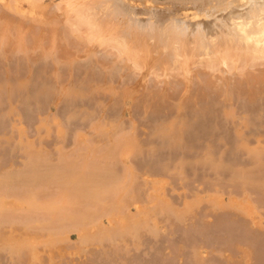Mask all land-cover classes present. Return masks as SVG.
Wrapping results in <instances>:
<instances>
[{"label":"bare ground","instance_id":"1","mask_svg":"<svg viewBox=\"0 0 264 264\" xmlns=\"http://www.w3.org/2000/svg\"><path fill=\"white\" fill-rule=\"evenodd\" d=\"M0 1L2 2V4L4 5L5 8L13 10V11L21 14L22 16L29 18L35 24H38V23L49 24V25L57 28L56 25H58L61 22V19L60 20L58 19L59 14H57L56 12L46 11L43 4L40 2V0H0ZM119 1L120 0H64L63 3L64 2L65 3L62 6H61V4H57V8L59 10H65L66 19H67L68 24H69L70 32L75 37H78L79 39H82L84 42H87L90 44L95 43L99 47H110L111 49L114 48V50L117 51V53L119 54L121 59L124 58V59L131 61V63H133L136 66L135 68H138V70L141 67H143V68L146 67V69L148 70L147 71L148 73H153V72L159 71L162 75L165 76L166 79H169L172 75H177L179 77V80L175 82V83H177L176 85H174L175 83L171 84V83H169L170 81L169 82L166 81V85L164 87L160 88L159 91L148 90L146 92H143V95L141 96V98L138 97L139 95L137 94L136 87H124L122 89L113 91L112 97H110V99L108 101H106V102L105 101H103V102L99 101V97H97L99 104L95 100L92 103L95 102L94 104L97 103L100 106L102 105V107H104L105 110L108 109V108L107 109L105 108L107 106L108 107L110 106L109 108L118 107L119 110L123 107V108H126V110L129 109L130 112L132 111V109H134L135 107L138 106V107H141L142 109H145L148 112V113L146 112L143 114H145V115L151 114L152 115L151 118L154 117V115H155L154 112H158V111L159 112H162V111L167 112V110H169V113L171 112L172 115L169 114L170 117L166 118L165 120L156 121L157 117L156 118L154 117L151 119L150 116H145L144 118H147V117L150 118L149 119L150 123L148 122V119H147L148 124L145 121L146 124L144 122L141 125H139V123H141L140 121L136 122L132 119L130 121L132 123L128 124V125H131V126H129V128L126 127L127 125H124V127L127 128V130L129 129L130 131L129 132L126 131L128 134L123 133V136H124L123 140L126 141V143L124 141L123 142L125 144H127L128 142L131 141L132 143L130 142V143H128V145L129 144L131 145L134 143L136 145L135 147L137 148L136 149L137 151L135 150L136 151L135 155H137V156H140L139 154H142L141 155V157H142L143 155H146V153L144 154V152L152 151L153 149L156 150V148L158 149V147L161 149L160 151H162V149H164L165 151H166V149L167 150L179 149V151L181 150L184 152L185 151L190 152V150L193 151V149L195 147H198L200 145L198 147V149L200 150V148H202L203 150L201 151V153H199V150L196 148L195 150L196 151L198 150V153L200 154V156H196L197 153H195L196 155H194L193 158L185 157V156L183 157L184 153L178 152V153L182 154V155H179V157L182 156V158L180 157V159H178L176 156L173 157L175 155L174 153H173L174 155L172 154L173 156L170 155L173 152L171 150V153L170 154L168 153L167 159L166 158H165V160L163 158H162L163 160L158 159L161 161V162L159 161V163H162V161L165 162V163H162L163 166L164 165L166 166L167 170L165 169V172H163L162 174L158 173L160 175H158V174L151 175V172H153V171H151L150 168L147 167V165L146 166L144 165L142 169L144 170L146 168L145 170L146 171L148 170L150 174L147 173L148 175L146 174L144 176H142V175L139 176L138 174H135L136 173L135 170H137L138 168L133 169L132 166L130 168H128V166H130V159L129 158L130 157L132 158L133 155L129 151H127L128 150L126 148L127 145L122 144V137H123L122 131L124 128L123 127L124 122L122 123V121H124V120L122 119L123 115L122 116L120 115L121 111L119 113V115L121 117L115 118V116H119V115L114 114L115 115L114 118L112 116L107 118V119L104 117L105 120H104V118H102L103 114H104L102 111L104 109L101 111V113H100V111H98L101 114L100 116H102L101 118H100V116L98 118L102 119L103 121L102 122L97 121V123H95V121H96L95 120L93 122L95 124L93 125V127L91 126V129L94 131L92 135H94V138L97 137V138H95V139H97V143L99 141V139H98L99 135H100V137L101 136L106 137V141H105V139H103V138L101 139L99 137L100 142L104 140L103 142L108 143V144L106 143V146L104 143V147H103V145H101L103 142H101V144H99L101 146V150L103 148L102 151H104V149L107 148V145H109V142H111L112 145L110 144L109 145L110 148H108L107 150L110 149L112 159L115 160V162L112 159H111L112 160L111 161L108 158V154L110 155V151H107L105 149L106 151H104L103 153L108 152V154L105 153L108 160H110L111 162H114L115 164H116V161L120 162V163H122V162L124 163V166H121V167H125V168H122V169H124V171L122 170L124 173H122V171H121V173H122L121 176L118 175L120 177V180L116 179V178H118V176H116L117 173L115 174L116 171L113 170L114 168H112V167H114L113 165H110L111 166L110 168H112V169L109 168V170H111V171L108 170L109 166H107V171L111 172V175L114 173L112 175V178H111L110 173H108L105 170L106 167L104 169H100L101 165L99 163L101 162L102 158L100 159L99 157H103L105 155V154L103 155L102 152H99L101 155H103V156H101L97 152V149H98V151L100 150L99 149L100 146H99V148H95V149L92 147V150L94 149L95 151L93 150L91 153H93V152L94 153L92 155L88 154L89 157L92 159L93 158L96 159L97 156H99L97 159L100 160V161H98V164L100 166L99 165H98V167L95 166V167L99 168L98 174L95 172L94 175H93V173H94L93 170L91 171V168H89L92 166L91 163H88V164H90V166H89L87 163H85L84 159H82V161H84L83 162L84 165H86L90 169V171L88 172L89 169H86L87 167L82 165L83 163L81 164L82 166L80 165V163L82 162V161H80L81 157L78 160L77 154H76V156H74L75 153L74 154L72 153L73 154V156H72L71 151H73V150H71V151H69L70 155L72 157H75L74 159L76 160V162H78V161H80V162L78 164H76V162L75 163L73 162L74 161L73 158H72L73 161H70L71 158L68 157V155H66L65 157L68 158L67 159L68 162L69 161L71 163L73 162L72 164L69 162L70 165L67 166L66 163L68 164V162H66L67 161L66 158H65L66 161L63 162V165L66 167H63L62 165H58V167H57V165L54 164L56 166L55 167L56 169L59 168V166L64 168V169H62L60 167L62 169L63 173H61V171L59 172V169H60L59 168L58 171L55 170L59 174L53 175L54 177H50L52 175L49 176L48 174L45 175V177H44L45 180L43 181V183L41 182L43 185H44V182H47V183H45V185L50 186L51 182H53L52 186L54 184H56L57 186L55 185V186H53L52 189H50V190H52L51 191L52 197H50V194L48 193V195H49L48 199L49 200L47 202H43L41 204H38L37 208L39 206V211L41 208H43V210H41V211H44V209L49 208L47 206L48 202H49L50 206L55 204L56 206L58 205L57 208H60V210L63 208L62 209L63 211L65 209L68 210V207L73 208L74 211L72 209H70V210H68L69 213L67 212V210L64 211V212L68 213V214L65 213V215L63 214L64 218H62V215H60L61 218H58L60 216H56L55 219L57 220V218H58L61 221H63V223H66V222H64V219H65V221L69 220L71 222L72 220H70V219L74 218V221H72V223H74V226H75V223H76L75 220L78 221V220L84 218V216H85V218H88V220L84 219L85 221H87L86 224H84L85 223L84 220H80L81 225H79V227L80 226L84 227V226H82L83 224L86 227L88 222L93 223L94 222L93 220H95V219L100 221L99 218H102L101 217V215H102V216L106 217L107 223L110 224L109 226L113 227L115 224H117V226H118V224H120L118 227L121 226V227H124L123 229L126 228L125 229L126 232L123 231L121 235H118L121 233L122 229L120 227L118 230L117 229L118 227L117 228L114 227L117 229L115 236L118 235L119 242H118V240L116 243L113 242L114 245L112 246V248L110 245V248H108V250L109 249L110 250L108 251L106 249V251H107L106 252L105 249H103L102 247L105 246L104 243H106V241L107 242L109 241L110 237L107 240L105 238H107V236L110 233L106 232L107 233V235H106V233H104V232L108 228L109 229H111V228L107 227L105 229L104 227H102V230L98 229L99 231H97V232L102 231V233H104L102 235V238H101V233H100V238L102 240L103 239L104 240L98 241L100 239H98V240H96V239L99 236H97V237L95 236L96 235L95 233H97V232H95V231L93 232L94 226L98 225L97 224L98 221L96 222V220H95L94 223H96V225L93 226V224H92V227L90 226L91 228H89V225H91V224H88L87 228L84 227L81 229V227H80L78 232L80 233L79 235H81V236H79L80 242L77 243V244H79L78 247L75 246L73 248V245H72V248L71 247H69V248L65 247L66 249L65 248L64 249L58 248L54 243V242H57L56 240H54L56 238L52 239L50 236L49 237H41V235L45 236L44 233H40L41 231H39V233L41 235L38 233L35 234V232L33 234H31L28 231H26V229H21V227L19 229V227L17 228L16 226L13 227L11 225L12 227L11 226L10 227H8V226L2 227V228H4L2 230L4 231L5 236L1 232L3 237H2V235L0 237H2V240H5L3 242H5L7 244V246H6L4 243L3 245L6 247H2V248L6 249L8 247L7 250L8 249L11 250V259H10L11 263H12L13 259L15 261L17 259L16 257H14L12 259V256H13L12 254H14L15 256L20 254L17 257L22 258L23 256L26 255L24 258L26 259L25 262L28 261V264H62L64 261L67 262L68 264H86V262H87L86 259L89 260V258L87 256L89 254V256H91V258L93 260L92 262H94L95 259H97L98 261L101 260V261H99V264H117V263L118 264H120V263H122V264H182L183 261H184L183 263H185L187 261L185 263V264H187L189 260L185 261V259L187 258L186 255L189 253H187L186 250L189 249L190 251H188V252H191L192 249L194 248L195 252L192 251V253H193V255L195 253V255L193 257L194 259L191 260V258H190V260L192 261L191 264H229V262L219 261V259H216L213 256L208 255L209 253H211L213 251L214 246H216L217 243L220 242L221 245L223 246V250L225 252H227V251L230 252L231 250L237 251V250H243L244 249L245 255L247 257V261L245 262V264H264V251L261 254V251L264 250V245L262 244L263 249L261 247L262 246L261 244H260L261 248L258 247L259 246L258 244L261 241V240L259 241L258 239H260V237L264 236V231L259 230L257 228H254L252 226V224H256V222H257L256 221V215L258 213L256 208L254 207V205L252 203V200H253L252 198L255 197L252 194L255 195V193L251 194L250 192H248V193L245 192V191H247L246 189H252L255 186L254 183L256 184V181L258 180V178H259V180L262 178L261 177L262 175H259V174H262V172H263V175H264V169H262L264 167L259 168V169L263 170L261 173L255 172L254 169H251L254 172V173H251V170H249V168L247 167L246 164H245L246 165V168H245V165H244L245 162L244 161L240 162L238 160V162L241 165L243 164L244 166L243 165L239 166L238 165L239 163H236L237 165L235 164V167L229 166L230 163H228V161H227L229 159V158H227L228 157L227 153L231 151V149H230L231 147L234 148L235 152L239 150V151H241V153H244V152H246V153L247 152L248 153L254 152L255 153V152H263L264 151V136L260 133L261 129L258 132V130L256 129L257 127L255 126L257 124L261 125V126L264 125V122H263L264 111L262 110V108H264V105L261 104L263 107L259 105L261 107L260 110H255L256 108L255 109L253 108L254 109L253 110L252 107H254V106L251 105V104H256L258 101H260L262 103L264 102V0H197V1L195 0L194 3H189L192 1H188V3L190 5L186 1V4H188V5L185 4L187 6L186 9H184V7H183L184 10L181 8V5H183L184 3L179 4L180 6L177 5V7H176V9H178V6H179L182 9L181 11L182 12L184 11L183 13H180L181 15L179 14L180 9H178L179 11L177 10L178 14L177 13L175 14V12H173V11H175V9H173V10H172V8L170 9V6L169 7H166V6L162 7V6H158L157 3H156V5H154L153 2H155L156 0H154L153 2L151 0H148L147 4H146V2L145 3L142 2L143 0L140 3L138 1L140 6L135 5L136 3L132 4L133 1H131V3L128 4L130 2L129 0H127V1L125 0L126 3L125 2L122 3ZM158 1H160V0H158ZM176 1L177 0H175V2ZM163 2H165V0ZM163 2H162V4H164ZM166 2H167V0H166ZM170 2H172V1H170ZM178 2L180 3V0ZM169 4H171V3H169ZM174 6H175V3H174ZM189 7H190V11L188 10ZM216 11H217V13H216ZM53 13H55V14H53ZM140 14L143 16H140ZM32 27L35 28L33 30H36V28L40 29V27H37V26H32ZM1 28L2 27L0 25V43H1L0 52L1 53L4 52V54L5 53L10 54V52H8V51L10 49H13V48L22 49V50L28 49L30 38L28 36H26L25 32L23 33L22 31H18L17 35L15 37H10ZM19 29H21L20 26H19ZM67 31L69 32L68 29H67ZM31 33H34V32H29L28 34H31ZM37 34H38V32H35L34 35H37ZM36 37H38L39 39H37V41H35V40L32 41L33 42L31 45L32 47H34V46L38 47V45H41L42 34L39 33ZM56 46H57L56 39L51 38V44H50L49 51L55 50L57 48ZM1 50H3V51H1ZM4 54L0 55V56H2L1 57L2 59L6 60L5 58H7V54H5V55ZM64 62H66V66L69 65L68 68L70 66L73 68L75 67V62L72 59H68ZM24 65H26V63ZM28 66H29V64L26 66H23V67H28ZM91 66H92V68H91ZM91 66H89V67L93 70L94 66L93 65H91ZM71 67H70V69H68L66 67L67 71L66 72L64 71L65 74L69 70L72 71ZM97 67L98 66L94 67V73H96L95 68H97ZM31 68H32V66L30 67V70L28 68H26L29 70V72H27L28 75L25 76L26 78L25 77H23V78L19 77V75L17 74L18 77L16 78V81H14L15 80L14 74H16V72H15L16 70L13 69L15 71H12V69L9 70V67H7L8 70L6 71V74L0 73V75L2 74L1 77L4 76L3 78H1L2 81L0 79V83H1L0 92L1 93L3 92L4 94L5 93L10 94L11 93L10 97H12V93L14 94V91H17V90L19 91V89L20 90L21 89L27 90L26 89L27 87H32L29 85L31 84V81L34 79V77L38 76V74H35V76L32 77V75H34L32 71L35 69H32V71H31ZM40 68H42V67H40ZM90 68H89V70H90ZM5 69L6 68H4V70ZM37 69L39 71V68H37ZM43 70H45V69H43ZM85 70H84L83 74L86 73V75L80 74L81 77L73 76L74 78L77 77L75 79H79L78 81L74 79L75 81L73 83L70 82V80L72 79V73H74L75 70H73L72 73H71V71H70V73L68 72V74H69L68 75L69 76L68 81L64 80L67 83L64 82V85H63L61 83H63L62 77L64 75L62 74V72L58 73L57 72L58 69H57L56 74H59V75H56L54 71L52 72L55 74L57 81L55 78H52L50 80V83L54 79H55L54 82L55 81L58 82L59 80H62V81L58 82L62 85L61 87H59L60 85L58 83L57 84L59 86L57 84H56V86L55 85L53 86V84L56 83L55 82L52 85L50 84L52 86V88H51L49 85V80H46V81H48L47 84H45L46 82L43 83L44 81L43 82L41 81V82H39L41 84L40 85L37 84L36 86H38V87L41 86L39 88L41 89V91H44V94H43L44 96H47V95L49 96V94H51V93H49L51 91V89H52L51 92H53L54 94L57 93L56 96H53V95L51 96V100H52V98L54 100V97H55V100H54L55 102L53 100L52 101L56 105H57V103H59L57 101L61 102L62 99L68 100L69 98L70 99L72 98V102H73V99H74V101L77 100L75 98L79 99L81 97H83V98H86L89 96L92 97L95 94H98V95H99V93L101 94V92H103V91H110L111 92L114 89V86H112L113 83L111 80L112 79L111 76L113 77V75L109 76V78H108V75L105 76L106 75V73H105V75H103L101 77L99 74L103 73V71L99 68L98 69L100 71V72L98 71L99 74H95V75L98 77L100 76L101 78H99L100 80L97 81V79L95 80V78H97V77H95L93 75L94 73L91 74V70L89 71V70H87V68ZM76 71L78 72V70H76ZM1 72H2V70H1ZM23 72H24V70H23ZM12 73H13V75H12ZM44 73H46V72L44 71ZM52 73H50V75H49L50 78H51ZM79 73L80 72H78V75H79ZM54 74H52V77L54 76ZM60 74H62L63 76ZM91 75H93L94 77L93 76L91 77ZM12 76L14 78L13 79L14 84L10 80V77H12ZM83 76H84V78H83ZM48 78L49 77H47V79ZM82 78H83V80H82ZM44 79H46V78H44ZM64 79H67V77H64ZM113 79H114V77H113ZM37 80H39V79H37ZM37 80H33V81H37ZM71 81H73V79ZM78 82H80V84ZM34 83H32L31 85H33ZM35 84H34V88L36 87ZM45 85H49V86H45ZM54 87H57L58 89H55ZM14 88H15V90H14ZM16 88H17V90H16ZM39 88L35 89V92L37 90L38 94H39V92H41L39 90ZM53 88L55 90H57V92H55L53 90ZM23 90H21V91H23ZM48 90H50V91H48ZM21 91H19V92H21ZM19 92H15V94L19 93ZM45 92H47L49 94H45ZM6 95H4V96H6ZM0 96L4 97L2 95H0ZM38 96H41L42 98H44L41 93ZM7 97H9V95H7ZM25 97H26V95H25ZM6 98L4 100H6ZM33 98H35V97H33ZM0 100H2V99H0ZM7 100H8V98H7ZM41 100H45V98L41 99ZM91 100H93V99H91ZM100 100H102V99L100 98ZM8 101H11V100L9 99ZM82 101H84V99ZM88 101H86V102H88ZM241 101H245L247 103L249 102V105H251L252 107L251 106H248V107H251L250 109H252V110L249 109V111H248V109H247L248 107L243 109L245 104H244V106L241 104L243 106V107L240 106L242 108L241 111H239L240 110L239 107H237L239 110L236 109L237 104L234 107L235 102L239 103ZM86 102H85V104H86ZM71 104H73V103H71ZM85 104H83V105H85ZM258 104H259V102H258ZM68 105H70V103ZM76 105H77V101H76ZM98 105H97V107L99 108ZM239 105H240V103H239ZM82 106H81V108L84 109V107H86L87 104L84 107H82ZM92 106H93V104H92ZM87 107H89V105ZM94 107L95 106H93L92 108H94ZM102 107H101V109H102ZM13 108L14 107H12L9 110L10 111L9 115H11L12 113L14 114V111L18 112L17 114H19V111L13 110ZM67 108H66V110H67ZM81 108L79 107V110L77 112H79ZM89 109H90V107H89ZM142 109H139V110L143 111ZM71 110L74 111L73 109H71ZM71 110L69 108V111H71ZM119 110H118V112H119ZM243 110H245V111H243ZM108 111H110V109ZM113 111H115V108ZM134 111H136V110L134 109ZM141 111H139V112H141ZM149 111H151V112L149 113ZM65 112L67 113V111H65ZM82 112H85V111H82ZM92 112H93V109H92ZM130 112H129V114H130ZM163 112H162V114L160 113V114H158V115L156 114V115L160 117V115H164ZM88 113H90V115H91L90 111ZM67 114L69 115V112ZM76 114L77 113L75 111V115ZM95 114H98V113H95ZM123 114H125V113H123ZM165 114H167V113H165ZM90 115H89V117H90ZM73 116L74 115L72 114V117ZM87 116H88V114H87ZM141 116L143 118L144 115H141ZM164 116H166V115H164ZM164 116H161V117L164 119ZM82 117L83 116H81V118ZM111 118H113V119H111ZM123 118H125V117H123ZM42 119H44V118H42ZM42 119L39 121V122H41L39 124V126L41 125L42 127L45 128L47 125H49L48 123H46V122H48V120L46 121V119L45 120H42ZM73 119H74V117H73ZM84 119L86 120L87 117H84ZM84 119H83V121H84ZM154 119L156 122L153 121ZM58 120L55 119L53 124L56 126L54 128H56L58 134L61 135L67 130V127L64 130L65 127L63 128L61 126L62 124H60L61 121L60 120L58 121ZM257 120H260V121L255 123V121H257ZM142 121H143V119H142ZM69 122H70V120H69ZM261 122H263V123H261ZM151 123H154V124H151ZM14 124L16 127L13 126V128H16V131H18L17 139H19L20 134L22 132L23 133H25V132H24V129L20 125L17 126L18 123H14ZM68 124H70V123H68ZM40 127H38V128H40ZM260 127L258 126V128H260ZM47 129H49V132H50V130H51L50 126L46 127V129H44V130H47ZM124 130H126V129H124ZM141 131H142V133H140ZM123 132H125V131H123ZM23 133L21 134V138L19 139V141L15 140L17 143L19 142L18 145L20 144L21 148L25 144V142H24L25 140H23L24 138H22V137H25V135L23 136ZM94 133H96L97 135L99 134V135L95 136ZM78 134L79 135H78V137L76 136L77 140L75 142H77L78 138H80V139H82V141H81L82 143L84 141L87 143H90V142L86 141V140H89V137L86 136L85 133H78ZM231 134L235 135L236 138L235 137H234L235 139L233 137L231 138V136H233ZM90 135H91V133H90ZM126 135L128 137L130 136L129 139L127 138L129 141L126 140V137H127ZM11 136H13V134ZM11 136H9V137H11ZM107 136H109V137H107ZM14 138H15V136H14ZM201 138H204V139L202 140ZM13 139L10 140V142L13 141ZM7 140H9V139H7ZM114 140H115V142H113ZM92 141H91L90 145L94 146ZM16 142H14V143H16ZM28 142L29 141H27L26 143H28ZM112 142L114 143V146H113ZM194 142L196 144L197 143L198 144L195 145ZM17 143L15 146H18ZM77 143L80 145V142H77ZM84 143H83V145L85 146ZM94 143L96 144L95 141H94ZM152 143H154L155 145L150 146ZM30 144L31 143L29 142V145ZM75 145H77V144H74V146ZM194 145H195V147H194ZM12 146H14V145H12ZM31 146L29 148L30 150H31ZM82 146L80 148H82ZM96 146H97V144H96ZM111 146H113L114 149ZM219 146L220 147L224 146V148H226V149H224L223 153H222V151H221V153H220V151H217ZM19 147H18V149H19ZM28 147L29 146L24 147L26 151H27ZM75 147H78V146H75ZM151 147L153 149H151ZM24 148H23V150H24ZM33 148L34 147H32V150H34ZM40 149L42 150V148H40ZM82 149H84V148H82ZM14 150H15V148H14ZM32 150H31V152H34V154L31 153L32 156L35 155L37 152H38V154H40L39 151H37L38 149L36 150L37 152L32 151ZM87 150H89V149H87ZM112 150H114V151L112 152ZM155 150H153V152H155ZM47 151L48 150L45 149V152H47ZM83 151L86 152L85 150H83ZM177 151L174 150V152H176V153H177ZM215 151L219 152L220 155L217 154ZM69 152H66V153H69ZM74 152H75V150H74ZM169 152H170V150H169ZM49 153L50 152H48V154ZM86 153H85V155H86ZM186 153H188V152H185V154ZM231 153H228V154L229 155L235 154V153L233 154V151ZM45 154H47V153H45ZM95 154H97V156L92 157ZM150 154H152V152L149 153V156H150ZM157 154H159V153H157ZM166 154H164L165 155L164 157H166ZM201 154H203V155H201ZM215 154H217V156ZM237 154H238V152H236V155ZM130 155H132V156H130ZM135 155L133 158H137ZM169 155L172 156L173 158H175V160L177 158L178 161L177 160L175 161L174 159L172 161L171 160L172 158H169L170 157ZM226 155H227V157H226L227 160H225ZM242 155H244V154H242ZM259 155H258L259 158L256 157V159L258 158L257 160H260L259 162L261 163L262 160H264V158L262 159V157H264V156L261 157ZM87 156H85V157H87ZM106 156H104L103 159ZM111 156H110V158H111ZM153 156H156V155H153ZM157 156H156V158H157ZM42 157H46V156L44 155ZM42 157H41V160H42ZM141 157L140 158L138 157L137 160L141 159ZM148 157H147V159H149V158L151 159V156L149 158ZM251 157H252V155H251ZM46 158L44 160H46ZM60 158H62V157L60 156ZM156 158H154L155 160L153 159V161H156ZM47 160H48V158H47ZM151 160H150V162H151ZM166 160H168L170 162L172 161L173 164H171L169 162L167 165L168 161H166ZM38 161H40L39 157H38ZM49 161H51L50 158H49ZM95 161H97V160H95ZM148 161H146V164H148L147 163ZM225 161L228 164L225 163ZM233 161H234V157L231 161L234 164ZM86 162H87V158H86ZM89 162H93V160L89 161ZM103 162H104V160H103ZM103 162H101V163H103ZM105 162H107V160H105ZM128 162H129V164H128ZM45 163H46V161H45ZM95 163H97V162H95ZM139 163H141V162L139 161ZM154 163L156 164V162H152V164H154ZM174 163H177V164H174ZM118 164H116V165L118 166ZM169 164L172 167H174V169ZM42 165H44V164H42ZM93 165H94V163H93ZM106 165H109V164L107 163ZM35 166H36V164H35ZM104 166H105V164H104ZM157 166H158V163H157ZM163 166H161L162 168H160V170L161 169L164 170L165 166L164 167ZM197 166H202V167L208 166V169L210 168V171L212 170L211 171L212 174H210L209 170L205 168V171L208 170L207 174H210L211 176L214 174L215 175L217 174L216 176H219L223 179H226L224 175L227 171H228L227 173H229V172L233 173L232 175H233V177L234 176L236 177V181H235V178H233L232 175L229 173L230 177H232L235 181V182H232L233 179H230V180H232L231 183H233V184L238 183L237 186L240 184V187H242L244 185L246 187L245 188L243 186V188L245 189V191L243 190L245 192V194H242V193L240 194L238 192L239 195L243 196V197L241 196L242 198L241 197L239 198L238 197L239 195L236 196V194H235L237 192L231 190V192L232 191L234 192V193L232 192V195L234 194V196L231 195L232 197H229L230 200L228 199L229 202H227V204H226V202L224 203L223 202L224 200H222V194H225V193H222L223 192V190L221 189L223 187L222 184H221L222 187L220 186L221 187L220 190L219 189H216V190L213 189L214 191L213 190L209 191V189H207V193L205 195H201L200 192L196 191V192L192 193V195H190V197H189V195L188 194L186 195V193H185V196H183V201H182V206H181L183 208V210L180 211V208H178L180 212L177 210L178 212L175 213L176 216L171 218L170 216L173 215L174 213L170 212L171 210H169V207L173 203L168 204L170 201L169 202L163 201L161 203L160 202L156 203L157 200H155V199L160 198V196L168 193V191L170 189H173V185L171 184L172 182L170 181L172 179V177L175 176L177 178L179 177L178 179H181L182 177H180V176H183V177L185 176L184 174L186 173L185 170L187 167H189V168H187L188 171L189 170L192 171V169H190V168H196ZM49 167H50V164H49L48 168ZM52 167H53V164H52ZM82 167H84V168H82ZM169 167H171V168H169ZM239 167H241V169L238 170ZM39 168L37 167V169H39ZM42 168L44 170H46V172L49 169H52L49 171L51 173L54 169L51 167L48 169L47 166H46V169L43 166H42ZM42 168H40V170ZM147 168H149V169H147ZM115 169L117 170L118 168H115ZM126 169H127V171H126ZM142 169H141V171H142ZM154 169H152V170H154ZM168 169H170L171 171L173 169L174 172H171V171L167 172ZM243 169L247 170L246 173H244L245 170H243ZM35 170H34V172H35ZM138 170H140V169H138ZM202 170L204 171V168H202ZM36 171L38 172L39 170H36ZM99 171H101V172H99ZM31 172H33V171H31ZM46 172L44 171V173H46ZM90 172H92V173H90ZM105 172L108 173V175L102 174ZM117 172L119 173V171H117ZM143 172L142 173L140 172V174H143ZM183 172H185V173H183ZM213 172H214V174H213ZM241 172H242V176L236 175V173L241 174ZM248 172L251 173V176H249L250 173L248 174ZM155 173L153 172V174H155ZM164 173H167V175H165ZM169 173H170V175H172L171 179H170ZM10 174L8 176L5 172L4 175L5 176L7 175L6 178L7 177L12 178ZM134 174H135V176L138 175L140 178L142 176L141 181L138 180V182L135 183L134 181L136 179H139V178H136L137 176L135 177ZM190 174H192V172ZM207 174H205V175H207ZM243 174L246 176H244ZM254 174H255V176H254ZM257 174L261 178L259 176H257ZM40 175L42 176V173H40ZM40 175H38V176L33 175V177L35 178L37 176L36 180H38V177H40ZM47 175L50 178H47V181H46ZM56 175L57 176L59 175V176L57 177ZM109 175L111 178L110 181H112L114 183H112L108 180L107 176L109 177ZM205 175L202 174L201 177L205 176ZM114 176H115V179H114ZM253 176L254 177L257 176L258 178L256 177V179H255V178H253ZM4 177H2V178L6 180V178H4ZM104 177H106V180ZM10 178H9V180H6V181H11ZM40 178H42L41 180H43V176ZM51 178H52V180H51ZM53 178H55V179H53ZM133 178H134V180H133ZM221 178H219V180ZM3 179H2V181H4ZM48 179H49V181H48ZM223 179L220 181H223ZM36 180L34 181L35 183L37 182ZM107 180H108V182H105ZM184 180L187 181L188 179L185 178ZM216 180H215V182L218 181V180L217 181ZM226 180L228 181L229 179H226ZM117 181L119 183L123 182L129 188L122 185V183L120 184V186L125 187L126 189H121L119 184L116 185V186H119L117 188L115 186ZM13 182L16 185L15 182L18 183L19 180L17 181L13 178L11 183L13 184ZM258 182H257L259 184L258 187L259 186L261 187L262 185H264V183H261V182H264V179H263V181L261 180ZM109 183H111V185ZM208 183H209V180H208ZM218 183H219V181H218ZM1 184L2 185H0V188H1V186H3L2 188H4L5 185H3V184H5V182H3ZM38 184H37V186L40 185V184L39 185ZM210 184H212V183H210ZM246 184L249 186L250 185H252V186L254 185V186L253 187L248 186V188H247ZM7 185H10V182H8L6 184V186L3 190L8 191V189H6ZM34 185L35 184H33V188H34ZM45 185H44V187H45ZM105 185H107V188H106L107 190L104 189L106 187ZM112 185L115 186V188H116L115 192H114L115 188ZM182 185H184V184H182ZM110 186H112V187H110ZM51 187H49V188H51ZM54 187H57V189ZM108 187H110V188H108ZM204 187L202 186V188H204ZM8 188H9V186H8ZM35 188H37V187H35ZM111 188H113L112 192H114L113 194H115V195H113L112 196L113 198H112L111 194H109L110 198H111L110 199L107 191H108V189H111ZM224 188L225 187H223V189ZM235 188H236V185H235ZM54 189H55V191H54ZM204 189H203V191H205ZM237 189L240 190L241 188H237ZM256 190H258L257 187H256ZM259 190H260V188H259ZM261 190L263 191V189H261ZM0 191H1V189H0ZM104 191H106V193ZM149 191H152V193L150 192L151 195L149 194L150 196L147 198L145 195ZM241 191L242 190H240V192ZM2 192H4V191H1L0 193H2ZM6 192H4L0 195V207H1L0 213L3 211H6V209L3 208L5 206L8 210L7 206L11 203L13 204L12 206L19 207V208L16 207L17 209H19V210L22 209L20 206H21V203H23V201L20 202L21 200H20L19 195H16L19 198L14 197L15 195L11 197L9 193H7V195H6L5 194ZM251 192H253V191H251ZM249 194L253 197L248 196ZM259 194H261V193H258V195ZM206 197L211 198V206H210L211 210L208 209V212H211V213L209 215H207V216H209L208 218H210L209 220H205V221L203 220L204 223L201 222V224L203 225L201 228V226L199 225L200 222L197 223L198 221H195V220L193 222V218L197 214L200 213L201 208H202V206H200L202 203L201 201L203 198H206ZM257 197H259V196H257ZM263 198H264V196H263ZM262 199H260V200H262ZM263 200L261 201L260 204H262ZM150 201L152 203L155 201L154 202L155 207L149 205V203H151ZM72 202H73V204H72ZM93 202L96 204L93 205L94 204ZM162 203H163V205L165 203H167L170 206L165 207V205H164V207H165V209H164V207L161 206ZM157 204H159L158 207H157ZM263 204H264V202H263ZM55 205L53 207H55ZM62 205H65V206L67 205V206L65 208L64 206L62 207ZM70 205L71 206L75 205L74 206L75 208L71 207ZM130 205H134L135 210L137 211V212H135L136 214L135 213L133 214V216H132V213L129 214L130 211H129L128 207H130ZM12 206L10 208H12ZM172 207H171L172 210H175L177 208V207L174 208L173 205H172ZM178 207H179V205H178ZM2 208L5 210H3ZM163 209H164V212H163ZM166 209L169 210L168 213H167V211L165 212ZM49 210L50 209H48L47 211H49ZM62 210L60 211L61 214L64 213V212H62ZM9 211L11 212L12 210H8V212ZM45 211H44V213L47 212V211L46 212ZM51 211H52V209L50 210V213H51ZM12 212L14 213L15 211H12ZM75 212H76V214H79V215L76 216ZM13 213H10V215L12 216ZM5 214H8V213H5ZM168 214H170V215L167 216ZM212 214L213 215L215 214L214 217ZM16 215H20V214L15 213L13 216L15 217ZM82 215H84V216L81 218ZM3 216L5 217V215H3ZM7 216H9V215H7ZM69 216H70V218H69ZM78 216L80 219H78ZM97 216H100V217L97 218ZM134 216H136V218ZM211 216H212V218H211ZM89 218L93 219L92 220L93 222ZM163 218H164V220H163ZM55 219H53V220H55ZM179 219H180V221L182 220L185 223V226H182L184 228L182 231L185 232L184 234H186L185 236L188 238L183 237L184 236L183 232H181V234H180V232L175 233L176 231L173 232V230H171V228H170V230L172 231V234H175V235L179 234L180 236L182 235L181 236L182 238H179L180 239L179 241H177V240L175 241V239H173L174 241H172V239H171L172 234L169 233L170 231L164 230L163 228H165V226H163V225H166V222L167 223L169 222V224L171 222V225H172V221H173L174 226L179 225V223H180V221L178 223ZM131 220H133V221H131ZM5 221H2L3 224L5 223ZM58 222H55V223H58ZM80 222L78 221L77 223L79 224ZM131 222H133V223L136 222L135 225L132 223L134 225V227L137 225L135 227V230H134L133 225H132L133 230L132 229L130 230L129 226H131V224H130ZM63 223H61V222L59 223V224H61L60 227H62ZM145 224H146V228H148V224H150L149 229H151L152 228L151 226H153L151 231H149L150 235H148V234L147 235H148V237L149 236L153 237L155 235L157 238L155 236L154 237H155V239H157L156 241L158 242V245L156 242L157 246L154 245L156 247L150 245L151 247L149 248V246H147L149 248L148 250H152L151 252L153 253V254H151L150 252H146L147 254L145 253V255H148V258L147 257L145 258L144 254L142 255V254H138V253H137L138 255H132V256L128 255L127 253H131V251H136L135 250L136 248H138V250H139V247L144 245L145 242H147V241L149 242L150 239H147L148 237H146V233L149 229L145 228ZM160 225H162V226H160ZM1 226H3V225L1 224ZM68 226H70L69 222H68ZM99 226H101V225H99ZM197 226L198 227L200 226V227L198 228ZM60 227L58 228V229H60L59 231H63L64 229L62 230V228H60ZM63 227L66 230L65 224L63 225ZM140 227H142V228H140ZM76 228H78V227H76ZM128 228H129V230H127ZM166 228H167V226H166ZM217 228H219V230H217ZM0 230H1V227H0ZM71 230L72 229H70V232H71ZM223 230H225V232ZM117 231L120 233H118ZM63 232L66 233L65 231H63ZM151 232L153 233L152 234L153 236L151 235ZM167 232L169 233V235ZM223 232L225 233V235ZM60 233H62V232H60ZM68 233H66V235ZM93 233L95 234L94 235L95 237L93 236ZM123 233H127V234L124 235ZM34 234L36 236L38 234L39 237H34L35 236ZM62 234L58 235L59 238H62L61 240L66 241V239H63ZM221 234H223V235H221ZM32 235H33V237H32ZM66 235H64V237ZM175 235H173V238ZM46 236H48V235H46ZM103 236H104V238H103ZM112 236H114V235H112ZM120 236H122L123 238L121 237V239H120ZM180 236H178V237H180ZM54 237H55V235H54ZM129 237L133 238L132 242H129V240H130ZM65 238H67V236ZM91 238H93V239H91ZM112 238H113V240L115 239L114 237H112ZM145 238L147 241L143 242L145 240ZM159 239H160L161 243L158 241ZM261 239H263V238H261ZM37 240H39V244L43 247L44 252L39 253L40 248L37 245L33 246L30 244L31 242L33 243ZM57 240L61 241L58 238H57ZM95 240L98 242H94ZM113 240H110V241H113ZM0 241H1V238H0ZM258 241H259V243H258ZM3 242H1V244ZM66 242H68V239ZM66 242H64V243L68 244ZM133 242L134 243L138 242V245H140V246H137V243H136V245L132 244ZM141 242H143V243L140 244ZM190 242H192L191 244H193L194 242H197L198 245H196V243H195L194 244L195 247H194V245H191ZM153 243L154 242L152 240V242L150 244H153ZM187 245H189V247ZM190 245H191V247L193 246V248H190ZM1 246H0V248H1ZM131 246H133V247H131ZM91 247L92 248H94V247L98 248V250H92V252H91L92 255H91V253H89L91 251L90 250ZM111 249H113V250H111ZM258 249H260L259 250L260 252L258 251ZM1 250H4V249H1ZM10 250H8V251L5 250V251L8 252V254H9ZM153 250H154V252H153ZM185 251H186V253H185ZM86 252H88L87 255H86ZM148 253H150V254H148ZM193 255L191 254V256H193ZM56 256H57L58 260H57V258H55ZM76 256H78L79 259L81 258L82 261H78V260L74 261L73 258H75ZM185 256H186V258H184ZM82 258H85V259H82ZM18 259H20V258H18ZM18 259H17V261H18ZM119 259L121 261H119ZM14 260H13V262H14ZM89 261H91V260H89ZM16 262H14V263L16 264ZM58 262H60V263H58ZM65 262H64V264H66ZM21 264H22V262H21Z\"/></svg>","mask_w":264,"mask_h":264},{"label":"rangeland","instance_id":"2","mask_svg":"<svg viewBox=\"0 0 264 264\" xmlns=\"http://www.w3.org/2000/svg\"><path fill=\"white\" fill-rule=\"evenodd\" d=\"M63 1L64 0H40V2L43 4V6H44V8H45V10L46 11H48V12H56L57 14H59V20L61 19V22L58 24V25H56V27L57 28H55V27H53V26H51V25H49V24H43V23H38V24H35L33 21H31L29 18H27V17H24V16H22L21 14H19V13H17V12H15V11H13V10H10V9H7V8H5L4 7V5L2 4V2L0 1V25H1V29L3 30V31H5V33L7 34V35H9L10 37H15L16 35H17V32L18 31H22L23 33L25 32L26 33V36H28L29 38V45H28V49H26V50H22V49H16V48H13V49H10L8 52H10V54L9 53H5V54H7V58H5L6 60H4V59H2L1 57L2 56H0V73H5L6 74V71L8 70L7 69V67H9V70L10 69H12V71H15L16 72V74H14V77H15V80L14 81H16V78L18 77L17 76V74L19 75V77H25V76H27L28 75V73L27 72H29V70H30V67L32 66V68H31V71H32V69H35V70H33L32 72H33V74L34 75H32V77H34L35 76V74H38V76H35L34 77V79L33 80H37V79H39V80H37V81H31V84L32 83H34L35 84V86L37 85V84H41V83H39V82H43V83H45V84H47L48 83V81H46V80H49V85L51 84H53V83H55L56 81H57V78L55 77V74H56V71H57V69H58V73H61L62 72V74L64 75H62V74H60V75H62L63 77V83H61V84H63L64 85V82H66V81H68V78H69V74H68V72L70 73V71L71 70H69L66 74H65V72L67 71V69H66V67L68 68V66H66V62H64V61H66V60H68V59H72V60H74V62H75V69L73 68V67H71V69H72V71L73 70H75L74 71V73H72V71H71V73H72V79H73V81H71L70 80V82H74L75 80H79V79H75V78H77V77H81V75H86V73L85 74H83V72H84V70L87 68V70H89V66H91V65H93L94 67H96V66H98L102 71H103V73H101V74H99V68L97 67V68H95V72L96 73H94V67H93V70L91 69L92 68V66H91V68H90V70H91V74L92 73H94L93 75L95 76V77H97V78H95V80L97 79V81H99L100 79L99 78H101L103 75H105V73H106V75L105 76H107L108 75V78H109V76H111V75H113V77H114V79H113V77L111 76V80H112V86H114V89L110 92V91H103V92H101V94L99 93V95L98 94H95L94 96H89V97H86V98H83V97H81V98H75V99H77L76 101H77V105H76V101H74V99H73V102H72V98L69 100L68 98V100H64V99H62L61 100V102L60 101H57V102H59V103H57V105L54 103L55 101V97H54V100H53V98H52V100L54 101H52L51 100V96L53 95V96H56L57 95V93L56 94H54L53 92H51L52 91V89H51V91L50 90H48V91H50L49 93H51V94H49V93H47V92H45V94H49V96L47 95V96H44L43 94H44V91H41V89L39 88V87H41V86H36L35 88H34V84L33 85H29V86H32V87H27L26 89L27 90H23V89H21V90H23V91H21L20 89H19V91H21V92H19L18 90H17V88H16V90L17 91H14L15 90V88H14V94L12 93V97H10V95H11V93L10 94H7V93H1L0 95H2V96H4V95H9V97H7V95L6 96H4V97H1L0 96V99H2V100H0V180L2 181V177H4L5 175V172H6V174L9 176V174L11 175V177L12 178H10V177H7L6 178V176L4 177V178H6V180H9V178L11 179V181H12V179L14 178L15 180H19V182L17 183V182H15L16 183V185L14 184V182H13V184L11 183V181H6L5 179H3L4 181H0L1 183H3V182H5V184H3V185H5L6 186V184L8 183V182H10V185H7V188L6 189H8V191L6 192L5 190H3L4 188H5V186H4V188H2L3 186H1V191H4V192H6L5 194L7 195V193H9L10 194V196L12 197V196H14V197H17V198H19L20 197V202H22L23 201V203H21V208L22 209H17V208H19V207H14V206H12L13 204L11 203V204H9L7 207H8V210H12V211H15L14 213L11 211H9L10 213H13L12 214V216L10 215V213L8 212V210H7V208H6V206L5 207H3V208H5L6 209V211H3V212H1L0 214V227H1V230H0V236L2 235V233L4 234V236H5V233H4V231L2 230V229H4V228H2V227H10L11 225L13 226V227H19V229H20V227H21V229H26V231H28L29 233H31V234H33L34 232H35V234L36 233H38V234H40V233H44L45 234V236L44 235H41V237H51L52 239L53 238H56V239H54V240H56L57 242H54L55 243V245L58 247V248H62V249H64L65 247L66 248H69V247H71L72 248V245H73V248L75 247V246H77L78 247V245L79 244H77V243H79L80 242V239H79V236H81V235H79L80 233L78 232L79 231V229H80V227H79V225H81V222H80V220H84V219H86V220H88V218H85V216L84 215H82L81 216V218L84 216V218H82V219H80L79 218V216H78V219H80V220H78L80 223L78 224L77 222V220H75L76 221V223H75V226L76 227H78V228H76L75 226H74V223H72V221H74V218H72V219H70V220H72L71 222L68 220H66L65 221V219H64V222H66V223H63V221H61L60 219H58V218H61V216L60 215H62V218H64L63 217V214L65 215V213H69V211L68 210H70V209H72L73 211H74V209L73 208H69L68 207V210L67 209H65L64 211H66L67 210V212H64L62 209V212H64V213H62L61 214V210H60V208H57L58 207V205L56 206L55 204V207H53L54 205H49V202H48V204H47V206L49 207V208H47V209H44V211L46 210H48V209H52V211H51V213H50V210L49 211H45L46 213H44V211H41V210H43V208H41L40 209V211H39V206H38V208H37V205L38 204H41V203H43V202H47L49 199V195H48V193L50 194V197H52V195H51V191L52 190H50V189H52L53 188V186H55L56 184H54L53 186H52V183L53 182H51V184H50V186H48V185H45V183H47V182H44V185H45V187H44V185L42 184L43 183V181L45 180V175L46 174H48L49 176L50 175H52V176H50V177H54L53 175H55V174H59L58 172H56V171H58V169L61 167V166H59V168H55L56 166L55 165H57V167H58V165H62L63 167H66V166H64L63 165V162L64 161H66L68 158L67 157H65L66 155H68V157H70L71 158V160L70 161H73L72 160V158L74 159L75 157H72L73 156V154H74V156H76V154L78 155L77 157V159L79 160L80 159V157H81V159H80V161H82V159H84V161H85V163H91V167H89V168H91V171L93 170V175L95 174V172L98 174V170H99V168H97L98 167V165L101 167L100 169H104L105 167V170L107 171V166H109L108 167V170H109V168L111 167L110 165H113L114 167H112V168H114L113 170H115L114 172H115V174H116V176H118V175H120L121 176V174L122 173H124L123 171H124V169H122V168H125V167H121V166H124V163L122 164V163H120V162H117L116 161V164H118V166L114 163L115 162V160H113L112 159V156H111V151H110V149L109 150H107L108 148H110L109 147V145L111 144V142H109V145H107V148H105L107 151H110V155L108 154V152H105L106 154H108V158L111 160H113L114 162H111L110 160H108V158H107V156H106V154L105 153H103L104 151H106L105 149H104V151H102L103 150V148H102V150H101V146L99 145V144H101V142H103V141H101L100 142V138L102 139H105V141H106V137H100V135L98 136L96 133H94L95 134V136H98V139H99V141H98V143H97V139H95V138H97V137H95L94 138V135H92L93 134V130L91 129V126L93 127V125L95 124V123H97V121L99 122H102L103 120L102 119H100L102 116H100L101 114V111L104 109V107H102V105L100 106V105H98L99 104V101H108L109 99H110V97H112V92L113 91H116V90H119V89H122V88H124V87H136V89H137V94L139 95L138 97H140L141 98V96L143 95V92H146V91H148V90H155V91H159V89L160 88H162V87H164L165 85H166V81H170L169 83H171V84H173V83H175L176 81H178L179 80V77L177 76V75H172L169 79H166L165 78V76L164 75H162L159 71H156V72H153V73H148L147 71V69H146V67H141V68H139V70H138V68H135L136 66L133 64V63H131V61H129V60H127V59H121L120 58V56H119V54L117 53V51L116 50H114V48H110V47H99L97 44H95V43H87V42H84L82 39H79L78 37H75L71 32H70V29H69V24H68V21H67V19H66V14H65V10H59L58 8H57V4H61V6L65 3H63ZM127 1V0H126ZM126 1L125 0H120L119 2H122V3H126ZM130 1V2H129ZM127 3L128 4H130L131 3V1H133V3L132 4H134V3H136L135 5H139V3L142 1V0H129ZM138 1H139V3H138ZM152 2L154 1V0H151ZM161 1V2H160ZM160 1H158V0H156L155 2H153L154 3V5H156V3H157V5L158 6H162V7H169L170 6V9L172 8V10L173 9H175V11H173V12H175V14L177 13V10L178 9H180V12H179V14L180 13H183L181 10L183 9V7H184V9H186V5H188L189 3H194V1L195 0H180V3L178 2L179 0H177L176 2H175V0L173 1V0H170V1H172V2H170L169 0H167V2H166V0H165V2H163L164 0H160ZM186 1H187V3H188V1H192V2H189L188 4H186ZM197 1V0H196ZM142 2H146V4L148 3V0H143ZM162 2L164 3V4H162ZM171 3V4H169V3ZM173 3V4H172ZM174 3H175V6H174ZM184 3V4H183ZM162 4V5H161ZM179 4H183V5H181V8L179 7L180 5ZM186 4V5H185ZM177 5H179L178 6V9H176V7H177ZM185 5V6H184ZM190 5V4H189ZM140 6V5H139ZM175 7V8H174ZM183 9V10H184ZM192 9V8H191ZM189 11H190V7H189V9H188ZM179 11V10H178ZM218 11V10H217ZM217 11H216V13H217ZM219 12V11H218ZM53 14H55V13H53ZM178 14V13H177ZM219 14V13H218ZM181 15V14H180ZM140 16H143V15H141L140 14ZM146 16V15H145ZM19 26H20V28L21 29H19ZM32 26H37V27H40V29H37L36 28V30H33V29H35V28H33ZM67 29L69 30V32L67 31ZM29 32H34V33H31V34H28ZM35 32H38V34L39 33H41L42 34V41H41V45H38V47H36V46H34V47H32L31 45H32V41L33 40H35V41H37V39H39L38 37H36L37 35H34L35 34ZM51 38L52 39H56V41H57V48L55 49V50H51V51H49V48H50V44H51ZM0 49H1V43H0ZM1 51H3V50H1ZM4 54V52L3 53H1L0 52V55H3ZM4 54V55H5ZM5 57V56H4ZM26 63V65H28L29 64V66L28 67H23V66H26V65H24V64ZM2 64V65H1ZM23 64V65H22ZM31 65V66H30ZM46 65V66H45ZM74 65V64H73ZM40 67H42V68H40ZM70 67L68 68V69H70ZM89 67V68H88ZM4 68H6L5 70H4ZM23 68V69H22ZM26 68H28V69H26ZM37 68H39V71H38V69ZM77 68V69H76ZM13 69H15V70H13ZM41 69V70H40ZM43 69H45V70H43ZM97 69V70H96ZM1 70H2V72H1ZM4 70V71H3ZM21 70V71H20ZM23 70H24V72H23ZM27 70V71H26ZM76 70H78V72H80L79 73V75H78V72L76 71ZM89 70V71H90ZM11 71V72H12ZM20 71V72H19ZM36 73H35V72ZM42 71V72H41ZM44 71L46 72V73H44ZM55 72V74L54 73H52V72ZM60 71V72H59ZM65 71V72H64ZM86 71V70H85ZM99 71V72H98ZM101 71V72H102ZM14 72V73H15ZM39 72V73H38ZM64 72V73H63ZM24 75H23V74ZM48 73V74H47ZM50 73H52V74H54V76L52 77V74H51V78H50ZM4 74V75H5ZM48 76H47V75ZM74 74V75H73ZM95 74H99L100 76L98 77V76H96ZM2 75V74H1ZM1 75H0V79L1 78H3V77H1ZM12 75H13V73H12ZM16 75V76H15ZM43 77H41V76ZM56 75H59V74H56ZM93 75H91V77L93 76ZM115 75V76H114ZM45 76V77H44ZM73 76H77V77H73ZM93 76V77H94ZM41 77V78H40ZM47 77H49L48 79H47ZM64 77H67V79H64ZM6 78V77H5ZM26 78V77H25ZM44 78H46V79H44ZM52 78H55L56 79V81L54 82V80H52L51 81V83H50V80L52 79ZM83 78H84V76H83ZM83 78H82V80H83ZM13 76L12 77H10V80L12 81V83L14 84V82H13ZM75 79V80H74ZM62 80H59L58 82H60V81H62ZM64 80H66V81H64ZM1 81H2V79H1ZM4 81V80H3ZM10 81V82H11ZM76 81V82H77ZM5 82V81H4ZM3 82V83H4ZM58 82H56L55 84H53V86L55 85L56 86V84L58 83ZM2 83V84H3ZM67 83V82H66ZM79 84H80V82H78ZM77 83V84H78ZM60 86H59V85ZM57 85L59 86V87H61L62 85L60 84V83H58ZM177 83H175L174 85H176ZM0 85H1V83H0ZM49 85H45V86H49ZM50 85V87L52 88V86ZM43 86V85H42ZM36 88H39V90L41 91V92H39V94L41 93L42 94V96L45 98V100H41V99H44V98H42L41 96H38L39 94L37 93V90H36V92H35V89ZM55 89H58L57 87H54ZM53 88V90L55 91V92H57V90H55ZM30 89V90H29ZM33 91H32V90ZM38 90V91H39ZM29 91V92H28ZM15 92H19V93H16L15 94ZM35 92V93H34ZM38 95H37V94ZM53 93V94H52ZM103 93V94H102ZM29 94V95H28ZM14 95V96H13ZM25 95H26V97H25ZM34 95V96H33ZM37 97H36V96ZM31 96V97H30ZM8 98V100L10 99L11 101H8L7 100V98ZM28 97V98H27ZM33 97H35V98H33ZM47 97V98H46ZM97 97H99V101H98V98ZM6 98V100H4ZM39 100H38V99ZM96 98V99H95ZM100 98L102 99V100H100ZM48 99V100H47ZM81 99V100H80ZM84 99V101H82ZM87 99V100H86ZM91 99H93V100H91ZM4 100V101H3ZM89 100V101H88ZM96 101V102H98V104L96 103V104H94V103H92L93 101ZM2 101V102H1ZM66 101V102H65ZM82 101V102H81ZM86 101H88V102H86ZM65 102V103H64ZM79 102V103H78ZM84 102V103H83ZM85 102H86V104H87V106L89 105V107H90V109H89V107H87L86 106V104H85ZM104 102V103H105ZM258 102H259V104H258ZM256 104H251L252 106H254V107H252L251 105H249V102L247 103V102H245V101H241V102H239L240 103V105H239V103L237 102H235V104H234V107H235V105H236V109H238L237 107H239V111H241L242 110V108L241 107H243L244 106V104H245V106L243 107V109L244 108H247L248 106H251L252 107V109L254 108H256L255 110H260V106H262L261 104H263L264 105V102L262 103V102H260V101H258ZM3 103V104H2ZM70 103V105H68ZM71 103H73V104H71ZM101 103V102H100ZM247 103V104H246ZM64 104V105H63ZM83 104H85V105H82ZM92 104H93V106H95L94 108H92L93 106H92ZM243 106H242V105ZM73 105V106H72ZM97 105L99 106V108L97 107ZM260 105V106H259ZM70 106V107H69ZM77 106V107H76ZM81 106L82 107H84V106H86V107H84V109L83 108H81ZM241 106V107H240ZM256 106V107H255ZM10 107V108H9ZM12 107H14L13 108V110H18L19 111V114H17L18 112H15L14 111V114L11 116V115H9V110L12 108ZM68 107V108H67ZM73 107V108H72ZM75 107V108H74ZM79 107L81 108L80 109V111L79 112H77L78 110H79ZM97 107V108H96ZM101 107H102V109H101ZM110 107V106H109ZM108 106L107 107H105L107 110H103L102 112L104 113L103 114V117L102 118H109V117H113L114 118V116L115 115H119V113H120V111H121V113L123 112V113H125V114H121L120 113V115L122 116V119L124 120V121H122V123H123V127H124V125H127L126 127H128L129 128V126H131V125H128V124H131L132 122H130L132 119L134 120V121H136V122H141V123H139V125H141L142 123H144L145 121L147 122V119H148V122H149V119L151 118V114L149 115V114H147V115H145V114H143V113H146L147 111L145 110V109H142L141 107H135L134 109L137 111H134V109H132V111L130 112L129 111V109L128 110H126V108H121L120 110L118 109V107H114L115 108V111H113L114 110V108H109ZM112 107V106H111ZM120 107V106H119ZM251 107H248L247 109H248V111H249V109L251 108ZM259 107V108H258ZM263 107V106H262ZM16 108V109H15ZM66 108H67V110H66ZM69 108H70V110L71 109H73L74 111H69ZM117 108V109H116ZM138 108V109H137ZM258 108V109H257ZM92 109H93V112H92ZM110 109V111H108ZM139 109H142L143 111H141V110H139ZM252 109H250V110H252ZM253 109V110H254ZM8 110V111H7ZM91 112V115H90V113H88L89 111ZM118 110H119V112H118ZM262 110L264 111V108H262ZM65 111H67V113L69 112V115L65 112ZM75 111H76V115L78 116H83L82 118L84 119V117H87V119L85 120L84 119V121H83V119L81 118V116L78 118L76 115H75ZM82 111H85V112H82ZM98 111H100V113L98 112ZM134 111V112H133ZM139 111H141V112H139ZM243 111H245V110H243ZM71 112V113H70ZM82 112V113H81ZM98 113V114H95V113ZM110 112V113H109ZM115 112V113H114ZM129 112H130V114H129ZM151 111H149V113H150ZM163 112V111H162ZM162 112H154L155 113V115L157 114H162ZM7 113V114H6ZM80 113V114H79ZM86 113V114H85ZM148 113V112H147ZM164 113V115H166V116H164V115H160V117L161 116H164V119L162 118H160L159 116H155L153 113V115H154V117L156 118L157 117V120L156 121H161V120H165L166 118H168V117H170L169 116V114L170 115H172L171 114V112L169 113V110H167V112H163ZM165 113H167V114H165ZM72 114L74 115L73 117H74V119H73V117H72ZM86 116H85V115ZM87 114H88V116H87ZM106 114V115H105ZM115 114V115H114ZM15 115V116H14ZM89 115H90V117H89ZM98 115V116H97ZM115 116V118L116 117H121V116ZM141 115H144L143 116V118H142V116ZM70 118H69V117ZM94 116V117H93ZM96 116V117H95ZM100 116V118H98ZM145 116H150V118H144ZM123 117H125V118H123ZM154 117H152V118H154ZM159 117V118H158ZM42 118H44V119H42ZM72 118V119H71ZM91 118V119H90ZM105 118H104V120H105ZM113 118H111V119H113ZM117 118V119H118ZM141 118V119H140ZM151 118V119H152ZM45 120L46 119V121L48 120V122H46V123H48L49 125H47L46 127H48V126H50V128H51V130H50V132H49V129H47V130H44V129H46V127L44 128V127H42L41 125V127L39 126V124L41 123V122H39L40 120ZM60 120L61 122H60V124H62L61 126L64 128V130L66 129V127H67V130L63 133V134H58V132H57V130H56V128H54V127H56L54 124H53V122H54V120ZM99 119V120H98ZM142 119H143V121H142ZM146 119V120H145ZM58 120V121H59ZM69 120H70V122H69ZM96 120V121H95ZM95 121V123H93ZM152 121V120H151ZM154 122H156L155 121V119L153 120ZM260 120H257V121H255V123H257V122H259ZM45 122V121H44ZM130 122V123H129ZM146 122H145V124H146ZM148 122H147V124H148ZM263 122H264V120H263ZM263 122H261V123H263ZM14 123H18V125L17 126H21L23 129H24V132L25 133H23V136L25 135V137H22V138H24L23 140H25L24 142H25V144H24V146H22V148H21V146H20V144L18 145V143L15 141V140H18L19 141V139L21 138V134H20V138L19 139H17V133H18V131H16V128H13V126L14 127H16L15 126V124ZM68 123H70V124H68ZM150 123V122H149ZM14 124V125H13ZM92 124V125H91ZM151 124H154V123H151ZM258 125V124H257ZM257 125H255L256 127V129L258 130V132H259V130L261 129V134L264 136V125H258L260 128H258V126ZM38 127H40V128H38ZM38 128V129H37ZM44 128V129H43ZM124 129H126V130H124ZM18 130V129H17ZM92 130V131H91ZM16 131V132H15ZM123 131H125V132H123ZM123 131H122V136H123V133H126V134H128L127 132H129L130 130L128 129L127 130V128H123ZM127 131V132H126ZM263 131V132H262ZM14 132V133H13ZM78 133H85V135L86 136H88L89 137V140H86V141H88V142H90V143H87V142H83L84 144H85V146L83 145V143L81 142L82 141V139H80V138H78V141L77 142H80V145L77 143V142H75L76 140H77V137H78ZM90 133H91V135H90ZM140 133H142V131L140 132ZM13 134V136H11ZM77 134V135H76ZM231 135H233V134H231ZM9 136H11V137H9ZM14 136H15V138H14ZM77 136V137H76ZM127 136V135H126ZM92 139H91V138ZM100 137V138H99ZM107 137H109V136H107ZM130 137V136H129ZM129 137L127 136L126 137V140H128L129 139ZM234 138L235 137V135H233V136H231V138ZM9 139V140H7V139ZM14 138V139H13ZM123 138H124V136L122 137V144L124 145L125 143H126V141H124L123 140ZM128 138V139H127ZM236 138V137H235ZM234 138V139H235ZM3 139V140H2ZM13 139V141H11L10 142V140H12ZM202 140L204 139V138H201ZM7 140V141H6ZM93 140V141H92ZM108 140V139H107ZM116 140V139H115ZM115 140L113 141V142H115ZM155 140V139H154ZM9 141V142H8ZM27 141H29L31 144L29 145V142L28 143H26ZM91 141H92V143H93V145L95 146H92V145H90L91 144ZM94 141L96 142V144H97V146H96V144L94 143ZM125 143H124V142ZM129 141V140H128ZM14 142H16L17 143V145L18 146H15L16 145V143H14ZM112 142V143H113ZM131 142V141H130ZM130 142H128V143H130ZM41 143V144H40ZM104 143H105V146H106V143L107 142H103L101 145H103V147H104ZM128 143L127 144H125V145H127L126 146V148L128 149H126L127 151H129L132 155H130V156H132V158L130 157L129 159H130V166H128V168H130L131 166H132V168L133 169H140V170H135L136 171V173L135 174H138L139 176L140 175H142V176H144V175H146L147 173H149V171L147 170H143L142 168H143V166L145 165H147V167H149L150 168V170L151 171H153L155 174H153V172H151V175H156V174H158V173H163V172H165V169H166V166L164 167L163 165H162V163H165L164 161H162V163H159V161L160 160H165V158L167 159L168 158V153L170 154L171 153V150L172 149H169L170 150V152H169V150H167L166 149V151L164 150V149H162V151H160L161 149L158 147V149L156 148V150L155 149H153L152 147H151V149H153V150H155V152H153V150L152 151H146V152H144V154L146 153V155H143L142 157H141V155L142 154H139L140 156H137V155H135V152L137 151L136 149V145L133 143V144H129L128 145ZM132 143V142H131ZM74 144H77V145H75V146H78V147H75L74 146ZM88 144V145H87ZM108 144V143H107ZM159 144V143H158ZM194 144L195 145H197L195 142H194ZM12 145H14V146H12ZM32 145V146H31ZM84 147H83V146ZM87 145V146H86ZM112 145V144H111ZM152 145H155L154 143H152L150 146H152ZM195 145H194V147H195ZM20 146V147H19ZM27 146H29L28 148H27V151L25 150V148L24 147H27ZM30 146H31V150H32V147H34L33 149L34 150H32V151H35V152H37V151H39V153L41 154L42 152V154L40 155V154H38V152L35 154V155H33L32 156V154H34V152H31V150L29 149L30 148ZM82 146V148H84V149H82V148H80ZM90 146V147H89ZM99 146H100V148H99ZM113 146H114V143H113ZM113 146H111V147H113ZM200 146V145H199ZM198 146V147H199ZM18 147H19V149H18ZM42 148V150L40 149V148ZM46 147V148H45ZM87 147V148H86ZM92 147L95 149V148H99L100 150L98 151V149H97V152L99 153V152H102L103 153V155L104 156H106L104 159H103V155H101L100 153V155L101 156H103V157H99V156H97V154H95L94 156H92V157H95V156H97V158L99 157L100 159L102 158L103 160H104V162H103V160L101 159V162H103L104 164H105V166H104V164L103 163H99L98 164V161H100L99 159H95V158H90L89 157V155L88 154H93V153H91L93 150H92ZM154 147V146H153ZM156 147V146H155ZM198 147H195L194 149H193V151L197 148L198 149ZM14 148H15V150H14ZM23 148H24V150L26 151H24L23 150ZM36 148V149H35ZM44 148V149H43ZM75 148V149H74ZM162 148V147H161ZM165 148V147H164ZM222 148V149H221ZM17 149V150H16ZM21 149V150H20ZM38 149V150H37ZM45 149L46 150H48L47 152H45ZM79 151H78V150ZM82 151H81V150ZM87 149H91L90 151L89 150H87ZM113 149H114V147H113ZM224 149H226V148H224V146H219L218 147V150L217 151H220V153H221V151H222V153L224 152ZM231 149V151L230 152H228V153H231L232 151H233V154L234 155H229L228 153H227V155H228V157H227V155L225 156V160H227V158H229L227 161H228V163H230V165L229 166H234L235 167V164L236 163H239L238 162V160L240 161V162H242V161H244L245 163H244V165L246 164L247 165V167L249 168V170H251V169H254V171L255 172H258V173H261L263 170H261V169H259V168H262V167H264V160H262V162L260 163L259 161L260 160H257L259 157H258V155L259 156H264V151L263 152H252V153H246V152H244V153H241V151H236V152H238V154L236 155V152H235V150H234V148H230ZM37 150V151H36ZM41 150V151H40ZM71 150H73V151H71ZM74 150H75V152H74ZM77 150V151H76ZM83 150H85L86 152H84ZM136 150V151H135ZM164 150V151H163ZM174 150H178L177 151V153L178 152H180V153H184L183 154V157L185 156V157H190V158H193L194 157V155H196L195 153H197V155L196 156H200V154L199 153H201V151L203 150L202 148H200V150H199V153H198V150L195 152H193L192 150H190V152L189 151H185V152H188V153H186L185 154V152L184 151H179V149H173L172 151V153L170 154V155H172L173 153L175 154H173L172 156L173 157H177L178 159H180V157L182 158V156H180L179 157V155H182V154H180V153H176V152H174ZM229 150V149H228ZM69 151H71V155H70V152ZM95 151V150H94ZM114 150H112V152H113ZM159 151V152H158ZM192 151V152H191ZM28 152V153H27ZM48 152H50L49 154H48ZM62 152V153H61ZM66 152H69V153H66ZM77 152V153H76ZM83 152V153H82ZM152 152V154H150V156H151V159L149 158L150 156H149V153H151ZM167 154H166V153ZM216 152V151H215ZM240 152V153H239ZM32 153V154H31ZM45 153H47V154H45ZM73 153V154H72ZM85 153H86V155H85ZM157 153H159V154H157ZM161 153V154H160ZM192 153V154H191ZM217 154H219V152H216ZM31 154V155H30ZM38 154V155H37ZM62 154V155H61ZM81 156H80V155ZM98 154V155H99ZM137 154V153H136ZM163 154V155H162ZM164 154H166V157H164L165 155ZM217 154H215L216 156H217ZM242 154H244V155H242ZM39 157V160L40 161H38V157ZM46 156L47 158H48V160H47V158L46 157H42V156ZM48 155V156H47ZM52 155V156H51ZM88 155V156H87ZM90 155V156H91ZM134 155L138 158H140L141 157V159L143 160H141V159H138L137 160V158H133L134 157ZM153 155H158L157 156V158H156V156H153ZM169 155V156H170ZM201 155H203V154H201ZM220 155V154H219ZM251 155H252V157H251ZM50 156V157H49ZM60 156L62 157V158H60ZM85 156H87V157H85ZM110 156H111V158H110ZM149 158V159H147V157ZM160 156V157H159ZM163 156V157H162ZM172 156H170L169 158H172L171 160L173 161V159L175 160V158H173ZM234 157V164L231 162L232 161V159H233V157ZM238 156V157H237ZM36 157V158H35ZM41 157H42V160H41ZM85 157V158H84ZM146 157V158H145ZM156 158V161H153V159L154 158ZM227 157V158H226ZM231 157V158H230ZM256 157H258L257 159H256ZM46 158V160H44ZM49 158H50V160L51 161H49ZM60 160H59V159ZM64 158V159H63ZM65 158H66V160H65ZM69 158V159H70ZM86 158H87V162H86ZM89 158V159H88ZM163 158V159H162ZM177 158H176V160H177ZM264 157H262V159H263ZM34 159V160H33ZM97 160V161H95V160ZM134 159V160H133ZM148 161L147 163L148 164H146V161ZM158 159H160V160H158ZM44 160V161H43ZM92 161L93 160V162H89V161ZM105 160H107V162H105ZM150 160H151V162H150ZM155 160V159H154ZM175 160V161H176ZM37 161V162H36ZM45 161H46V163H45ZM59 161V162H58ZM69 161V162H70ZM80 161H78V162H76V160L74 159V163L76 162V164H78ZM84 161H82L81 163H80V165L84 162ZM97 162V163H95V162ZM129 161V160H128ZM139 161L141 162V163H139ZM158 161V162H157ZM166 161H168V160H166ZM172 161L170 162V161H168L167 162V165H168V163L170 162L171 164H173L172 163ZM178 161V160H177ZM44 162V163H43ZM66 162H68V160L66 161ZM68 162V164L66 163V165L68 166V165H70V163ZM72 162V163H73ZM111 162V163H110ZM135 162V163H134ZM144 162V163H143ZM152 162H156V164L154 163V164H152ZM161 162V161H160ZM259 162V163H258ZM36 164V166H35V164ZM40 163V164H39ZM58 163V164H57ZM60 163V164H59ZM62 163V164H61ZM71 163V164H72ZM93 163H94V165H93ZM109 164V165H106V164ZM136 165H134V164ZM151 163V164H150ZM157 163H158V166H157ZM225 163H227L226 161H225ZM227 163V164H228ZM232 163V164H231ZM42 164H44V165H42ZM49 164H50V167L51 168H54L53 169V171H52V173L51 172H49L50 170H52V169H49L48 168V166H49ZM52 164H53V167H52ZM55 164V165H54ZM65 164V163H64ZM97 164V165H96ZM128 164H129V162H128ZM161 164V165H160ZM174 164H177V163H174ZM47 166V168L49 169L47 172H46V170H44L43 168H42V166L43 167H45V169H46V166ZM82 165H84V163L82 164ZM81 165V166H82ZM89 166H90V164H88ZM116 165V166H115ZM153 165V166H152ZM170 165V164H169ZM237 165V164H236ZM239 166H242L240 163L238 164ZM243 165V166H244ZM246 165H245V168H246ZM34 166V167H33ZM85 167H87L86 165H84ZM95 166H97V167H95ZM126 166V165H125ZM160 166V167H159ZM161 166H163L164 167V170L163 169H161L160 170V168H162ZM171 166V165H170ZM174 166V165H173ZM32 167V168H31ZM37 167L39 168H42L41 170H40V168L39 169H37ZM103 167V168H102ZM135 167V168H134ZM152 167V168H151ZM172 167V166H171ZM171 167H169V168H171ZM34 168V169H33ZM62 168V167H61ZM60 168V169H61ZM82 168H84V167H82ZM81 168V169H82ZM88 167L86 168V169H89ZM112 168H110V169H112ZM115 168H118L117 170L115 169ZM149 168H147V169H149ZM155 168V169H154ZM173 169H174V167H172ZM187 168H189V167H187ZM186 168V173L185 172H183V173H185L184 175V177L183 176H180V177H182L181 179H178L177 177H172V175H170V173H169V175H170V179H171V177H172V179L170 180L172 183V185H173V189H170L169 191H168V193H166L165 195H162V196H160V198H158V199H155V200H157L156 201V203H161V202H163V201H170L168 204H170V203H173L172 205L174 206V208H176L175 210H172V205L170 206V205H168L167 203H165L164 205H165V207H168V206H170L169 207V210H171L170 212H173L174 214L173 215H171L170 217L172 218V217H174V216H176V214L175 213H177L178 211H179V209L178 208H180V211L181 210H183V208L181 207L182 206V201H183V196H185V193H186V195L188 194L189 195V197H190V195H192V193H194V192H200L201 193V195H205L206 193H207V189H209V191H211V190H213V189H219L220 190V188L223 186V187H225L224 189H223V187L221 188L222 190H223V192L222 193H225V194H222V200H224L223 202L225 203L226 202V204H227V202H229L228 201V199L230 200V198L229 197H232V196H234V194L232 195V192L233 191H236L237 193L239 192L240 194L242 193V194H245V192L246 193H248V192H250L251 194L252 193H255V195L254 194H252L253 196H255V197H253V196H251L250 194L248 195V196H250V197H253L252 199V203H253V205H254V207L256 208V210H257V215H256V224H252V226L254 227V228H257V229H259V230H262V231H264V204H263V202H264V198H263V196H264V185H262L261 187L259 186L258 187V185L260 184L258 181H263V177H264V175H263V172H262V174H259V175H262L261 177L257 174V176H259L261 179L259 180V178H258V180L256 181V184L254 183V185L257 187V189L258 190H256V187L254 186H252V185H250L251 187H253L252 189H246L247 191H245V189L243 188V186L242 187H240V184L237 186V184H233V183H231V181L232 180H230V179H233V178H235V181H236V177L234 176L233 177V173H230L231 175H232V177H230V174L229 173H225V178L226 179H229L228 181L226 180V179H223V178H221V177H219V176H216L215 174H214V172H213V174L214 175H210V174H212L211 173V171H210V168L208 169V166L207 167H205V166H197L196 168H190V169H192V171H188V169ZM202 168H204V171L202 170ZM205 168L206 169H208L209 170V173L210 174H207L208 172V170L207 171H205ZM243 168V167H242ZM256 168V169H255ZM39 170L38 172L36 171V170ZM59 169V172L61 171V173H63L62 172V169H64V168H62L61 170ZM132 169V170H133ZM141 169H142V171H141ZM152 169H154V170H152ZM173 169H172V171L170 170V169H168V171L167 172H174L173 171ZM201 169V170H200ZM239 169H241V167H239L238 168V170ZM262 169H264V168H262ZM34 170H35V172H34ZM43 170V171H42ZM56 170V171H55ZM123 170V171H122ZM130 170V169H129ZM167 170V169H166ZM194 170V171H193ZM243 170H245V169H243ZM248 170V171H249ZM31 171H33V172H31ZM41 171V172H40ZM44 171L46 172V173H44ZM55 171V172H54ZM90 171V169L88 170V172ZM103 171V170H102ZM109 171H111V170H109ZM117 171H119V173L117 172ZM121 171H122V173H121ZM126 171H127V169H126ZM131 171V170H130ZM134 171V170H133ZM145 173H144V172ZM160 171V172H159ZM162 171V172H161ZM203 171V172H202ZM246 171L247 170H245V172L244 173H246ZM54 172V173H53ZM99 172H101V171H99ZM108 172V171H107ZM138 172V173H137ZM140 172L142 173L143 172V174H140ZM192 172V174H190ZM239 172V171H238ZM4 173V174H3ZM32 173V174H31ZM35 173V174H34ZM39 173V174H38ZM40 173H42V176H43V180H41L42 178H40V177H42L41 175H40ZM60 173V174H61ZM90 173H92V172H90ZM108 173H110V175H111V172H108ZM108 173H102V174H107L108 175ZM189 173V174H188ZM240 173V172H239ZM239 173H236V175H241L242 176V172H241V174H239ZM250 172H248V174H249ZM251 173H254L253 172V170H251ZM251 173L249 174V176H251ZM44 174V175H43ZM114 174V173H113ZM112 174V175H113ZM135 174H134V176H135ZM150 174V173H149ZM165 175H167V173H164ZM173 174V173H172ZM176 174V173H175ZM196 174V175H195ZM198 174V175H197ZM205 175V174H207V175H205V176H202L201 177V175ZM224 174V173H223ZM222 174V175H223ZM229 174V175H228ZM4 175V176H3ZM33 175H40V177H38V180H36L37 178V176L34 178L33 177ZM47 175V177H46V181H47V178H50L49 176ZM110 175H109V177L107 176V178H108V180L110 181V179L112 178V175H111V178H110ZM138 175H136L135 177L136 178H139V179H136L134 182L136 183V182H138V180H140L141 181V178H142V176H141V178L138 176ZM148 175V174H147ZM158 175H160V174H158ZM168 175V176H169ZM177 175V174H176ZM196 177H195V176ZM220 175V174H219ZM228 175V176H227ZM244 175V174H243ZM253 175V174H252ZM57 176V175H56ZM59 176V175H58ZM57 176V177H58ZM105 176V175H104ZM178 176V175H177ZM200 178H199V177ZM207 176V177H206ZM221 176V175H220ZM244 176H246V175H244ZM243 176V177H244ZM254 176H255V174H254ZM253 176V178H255L256 179V177H254ZM209 177V178H208ZM230 177V178H229ZM2 178V179H1ZM56 178V177H55ZM55 178H53V179H55ZM105 178V180H106V177H104ZM188 179L187 181L186 180H184V179ZM219 178H221L220 180H222L223 179V181H220L219 180ZM31 179V180H30ZM33 179V180H32ZM114 179H115V176H114ZM113 179V180H114ZM116 179H118V180H120V177L118 176V178H116ZM204 181H203V180ZM219 181V183H218V181ZM254 179V180H255ZM37 181L36 183L39 185V186H37V184L34 182V181ZM40 180V181H39ZM51 180H52V178H51ZM108 180L107 181H105V182H108ZM133 180H134V178H133ZM184 182H183V181ZM208 180H209V183H208ZM215 180L217 181V182H215ZM48 181H49V179H48ZM116 181V180H115ZM139 181V182H140ZM207 181V182H206ZM234 181V179H233V181L232 182H235ZM33 182V183H32ZM42 182V183H41ZM110 182H112V181H110ZM133 182V181H132ZM205 182V183H204ZM259 184H258V183ZM0 183V185H2ZM112 183H114V182H112ZM122 183V185H124L125 187H128L127 185H125L123 182H118L117 181V183L115 184V186L116 185H118L119 184V186H120V184ZM210 183H212V184H210ZM231 183V184H230ZM261 183H264V182H261ZM32 184V185H31ZM33 184H35L34 185V188L35 187H37V188H33ZM43 186H42V185ZM49 184V183H48ZM108 184V183H107ZM110 185H111V183H109ZM134 184V183H133ZM182 184H184V185H182ZM214 184V185H213ZM221 184H222V186H221ZM114 185V184H113ZM112 185V186H113ZM208 185V186H207ZM210 185V186H209ZM216 185V186H215ZM235 185H236V188H235ZM8 186H9V188H8ZM41 186V187H40ZM47 186V187H46ZM52 186V187H51ZM57 186V185H56ZM106 187L104 188V189H106L107 188V185H105ZM112 186H110V187H112ZM115 186H113L114 188H115ZM119 186H116L117 188L119 187ZM202 186L205 188H202ZM213 186V187H212ZM221 186V187H220ZM246 186H247V188H248V186L249 185H247L246 184ZM249 186V187H250ZM49 187H51V188H49ZM110 187H108V188H110ZM125 187H121L120 186V188L121 189H126ZM208 187V188H207ZM210 187V188H209ZM212 187V188H211ZM245 187V186H244ZM263 187V188H262ZM54 188H56L57 189V187H54ZM119 188V189H120ZM129 188V187H128ZM237 188H241L240 190H244L243 192L241 191L240 192V190L239 189H237ZM243 188V189H242ZM246 188V187H245ZM259 188H260V190H259ZM112 189L113 188H111V189H108V191L110 192H108L107 191V193H108V195L109 194H111V197L113 196V195H115V194H113L115 191H116V188L114 189V192H112ZM203 189L205 190V191H203ZM261 189H263V191L261 190ZM50 190V191H49ZM107 190V189H106ZM225 190V191H224ZM230 190V191H229ZM231 190H233L232 192H231ZM238 190V191H237ZM249 190V191H248ZM253 191V192H251V191ZM0 191V192H1ZM37 191V192H36ZM54 191H55V189H54ZM53 191V192H54ZM58 191V190H57ZM214 191V190H213ZM212 191V192H213ZM4 192H2V193H4ZM105 193H106V191H104ZM112 192V193H111ZM152 193V191H149L145 196L148 198L150 195H151V193ZM211 192V193H212ZM2 193H0V195L2 194ZM15 193V194H14ZM210 193V192H209ZM234 193V192H233ZM237 193H235L236 194V196H238L239 195V193L237 194ZM258 193H261V194H259L258 195ZM150 194V195H149ZM16 195H19V197L18 196H16ZM107 195V194H106ZM214 195V194H213ZM232 195V196H231ZM9 196V195H8ZM144 196V197H145ZM242 195H239L238 197L240 198ZM247 196V195H246ZM257 196H259V197H257ZM237 197V198H238ZM243 197V196H242ZM241 197V198H242ZM257 197V198H256ZM109 198H110V195H109ZM113 198V197H112ZM263 198V199H262ZM111 199V198H110ZM260 199H262L263 200V202H262V204H260L261 203V201L262 200H260ZM14 201V200H13ZM51 201V200H50ZM260 201V202H259ZM147 202V201H146ZM149 202V201H148ZM151 202V201H150ZM155 202V201H154ZM154 202L151 204V203H149V205H151V206H154L155 207V205H154ZM202 203H201V205L200 206H202V208H201V211H200V213L199 214H197L194 218H193V222H194V220L195 221H198L197 223H199V225L201 226V228H202V224H201V222L202 223H204L203 222V220L205 221V220H209L210 218H208L209 216H207V215H209L211 212H208V209L209 210H211V198H203L202 199V201H201ZM69 203V202H68ZM94 203V202H93ZM92 203V204H93ZM155 203V204H156ZM70 204V203H69ZM72 204H73V202H72ZM91 204V205H92ZM96 203H94L93 205H95ZM148 204V203H147ZM146 204V205H147ZM158 205L159 204H157V207H158ZM164 205H163V203H162V205L161 206H163L164 207ZM167 205V206H166ZM177 205V206H176ZM178 205H179V207H178ZM12 206V208H10ZM65 207L66 208V206L65 205H62V207ZM71 206V205H70ZM75 205H73V206H71V207H74ZM148 206V205H147ZM150 206V207H151ZM14 207V208H13ZM165 207H164V209H165ZM172 207V208H171ZM1 208V207H0ZM2 208V209H3ZM54 208V209H53ZM75 208V207H74ZM160 208V207H159ZM182 208V209H181ZM5 209H3V210H5ZM128 209H129V214L130 213H132V216H133V214L135 213V212H137L136 210H135V206L134 205H130V207H128ZM164 209H163V212H164ZM168 209V208H167ZM165 210V212L167 211V213H168V211L169 210ZM178 210V211H177ZM220 210V209H219ZM2 211V210H1ZM128 211V210H127ZM179 211V212H180ZM218 211V210H217ZM221 211V210H220ZM219 211V212H220ZM49 212V213H48ZM169 212V213H170ZM5 213H8V214H5ZM20 214V215H16L15 217L13 216L14 214ZM23 213V214H22ZM67 213V214H68ZM44 214V215H43ZM59 214V215H58ZM136 214V213H135ZM172 214V213H171ZM255 214V213H254ZM3 215H5V217L3 216ZM7 215H9V216H7ZM75 215L77 216V215H79V214H76V212H75ZM170 214H168L167 216H169ZM213 215V214H212ZM215 215V214H214ZM214 215H213V217H214ZM56 216H60V217H58L57 218V220L59 221H57L55 218H56ZM75 216V217H76ZM165 216V215H164ZM10 217V218H9ZM67 217V216H66ZM100 216H97V218H99ZM101 217L102 218H99V220L100 221H98L97 219H95L96 220V222H97V226H94V225H96V223H94L95 222V220H93V219H90L93 223H89L88 222V224H91V225H89V228H91L92 227V224H93V226H94V230H93V232L95 231V232H97V231H99L98 229H100V230H102V227H104L105 229L107 228V227H110L111 229H107L104 233H106V232H109L108 234V236H107V238H105L106 240L109 238V241L110 240H113V238L112 237H114L115 239L113 240V241H106V243H104L105 244V246H103L102 248L103 249H105V251H106V249L108 250V248H110V245H111V248H112V246L114 245V243H116L117 242V240L119 239V237H118V235H121L122 234V232L123 231H125L126 232V228L125 229H123L124 227H121V233L120 232H118V233H120V234H118V235H116L115 236V234H116V230L118 229L119 230V228L120 227H118L120 224H118V226H117V224H115L113 227L112 226H109L110 224L109 223H107V219H106V217H104V216H102L101 215ZM135 218H136V216H134ZM69 218H70V216H69ZM133 218V217H132ZM176 218V217H175ZM211 218H212V216H211ZM53 219H55V220H53ZM77 219V218H76ZM102 219V220H101ZM134 219V218H133ZM6 220V221H5ZM89 220V221H90ZM135 220V219H134ZM163 220H164V218H163ZM162 220V221H163ZM2 221H5V223L3 224V222ZM85 221V220H84ZM131 221H133V220H131ZM179 221H180V219L178 220V223H179ZM182 221V220H181ZM180 221V223H179V225H175L174 226V224H173V221H172V225H171V222H170V224H169V222L167 223L166 222V225H163V226H165V228H166V226H167V228L165 229V228H163L164 230H168V231H170L169 233H171L172 234V231L171 230H173V232H175V233H179L180 232V234H181V232H183V234L185 233L184 231H182L184 228L182 227V226H185V223L182 221L181 222ZM2 222V223H1ZM7 222V223H6ZM55 222H58V223H55ZM63 223L62 224V227H60L61 226V224H59V223ZM68 222H69V225L70 226H68ZM86 222L87 221H85V223L84 224H86ZM176 222V221H175ZM73 225H72V224ZM133 222H131L130 224H131V226H129V228H130V230L134 227V225H135V223L136 222H134L133 224H132ZM177 223V224H178ZM184 223V224H183ZM1 224L3 225V226H1ZM10 224V225H9ZM58 224V225H57ZM65 224V227H66V230H65V228L63 227V225ZM78 226H77V225ZM82 225V226H84L85 227V225ZM87 224V225H88ZM114 224V223H113ZM169 224V225H168ZM5 225V226H4ZM87 225H86V227L85 228H87ZM99 225H101V226H99ZM112 225V224H111ZM132 225H133V227H132ZM149 225L150 224H148V228H146V224H145V228L146 229H149L150 227H149ZM198 225V224H197ZM11 226V227H12ZM60 228H62V230L63 231H65L66 233H68L67 235H66V233H64L63 231H59L60 229H58L59 227ZM68 226V227H67ZM73 226V227H72ZM91 226V227H90ZM137 226V225H136ZM135 226V227H136ZM160 226H162V225H160ZM199 226V227H200ZM84 227H81V229L82 228H84ZM101 227V228H100ZM114 227H118L117 229L116 228H114ZM135 227H134V230H135ZM152 228H153V226H151ZM177 227V228H176ZM198 227V226H197ZM198 227V228H199ZM68 228V229H67ZM74 229L73 231L71 230V232H70V229ZM103 228V229H104ZM115 230H114V229ZM129 228L127 229V230H129ZM140 228H142V227H140ZM144 228V227H143ZM151 228V229H152ZM162 228V227H161ZM170 228H171V230H170ZM173 228V229H172ZM175 228V229H174ZM78 229V230H77ZM104 229V230H105ZM151 229H149L148 231H147V233H146V237H148V235H150V233H149V231H151ZM68 230V231H67ZM77 230V231H76ZM133 230V229H132ZM217 230H219V228H217ZM39 231H41L40 233H39ZM113 231V232H112ZM186 231V230H185ZM224 232H225V230H223ZM2 232V233H1ZM60 232H62V233H60ZM112 232V233H111ZM221 232V231H220ZM223 232V233H224ZM100 233H101V238H102V235L104 234V233H102V231H100V232H97V233H93V236L95 235L96 237L97 236H99L96 240H98V239H100V240H98V241H101L102 239L100 238ZM168 233V232H167ZM169 233H168V235H169ZM34 234V235H35ZM38 234H37V236L35 235L34 237H39L38 236ZM60 234H62V236H63V239H66V241H67V239H68V242H66L65 240H61L62 238H59V236L58 235H60ZM124 235H126L127 233H123ZM129 234V233H128ZM148 234V235H147ZM153 233L151 232V235H152ZM217 234V233H216ZM220 234V233H219ZM46 235H48V236H46ZM52 235V236H51ZM54 235H55V237H54ZM64 235H66L67 236V238H65L64 237ZM106 235H107V233H106ZM112 235H114V236H112ZM123 235V236H124ZM167 235V234H166ZM173 235H175V234H172L171 236H172V241H174L173 239H175V241L177 240V241H179L180 239L179 238H182L179 234L177 235H175L174 236V238H173ZM186 234H184V238H188V237H186L185 236ZM221 235H223V234H221ZM224 235H225V233H224ZM57 236V237H56ZM94 236V237H95ZM105 236V235H104ZM104 236H103V238H104ZM112 236V237H111ZM153 236V235H152ZM155 236V235H154ZM151 237V236H149L147 239H150L149 240V242L146 240V238H145V240L143 241V242H145V241H147V242H145L144 243V245H142L141 247H139V250H138V248H136L135 250L136 251H131V253H127L128 255H130V256H132V255H138V254H144L145 255V253L146 252H150L151 254H153L151 251L152 250H148L151 246L150 245H152V246H154V245H156V240L157 239H155V237ZM178 236H180V237H178ZM2 237H3V235H2ZM2 237H0L1 238V241H0V244H1V242H3V241H5V240H2ZM32 237H33V235H32ZM61 237V236H60ZM93 237V238H94ZM121 237L122 236H120V239H121ZM176 237V238H175ZM57 238L58 239H60L61 241H59V240H57ZM93 238H91V239H93ZM123 238V237H122ZM130 238V237H129ZM157 238V237H156ZM178 238V239H177ZM261 238H263V239H261ZM4 239V238H3ZM94 241V242H98V241ZM104 240V239H103ZM102 240V241H103ZM131 240V241H130ZM130 240H129V242H132V240H133V238H130ZM152 240H153V242L155 243H153V244H150L151 242H152ZM259 241H260V243H259V241H258V247H260L262 244L264 245V236H262V237H260V239H258ZM135 241V240H134ZM160 243H161V241H160V239L158 240ZM263 241V242H262ZM64 242H66V243H68V244H65ZM105 242V241H104ZM114 242V243H113ZM118 242H119V240H118ZM143 242H141L140 244H142ZM5 242H3L0 246H1V248H0V250L1 249H4V250H1L0 251V264H15L14 262H16L17 261V259L18 258H20V259H18V261L16 262V264H21V262H22V264H28V261L27 262H25L26 261V259L24 258L25 256H23L22 258L21 257H17L18 255H20V254H18V255H14V254H12L13 256H12V259L14 258V257H16L17 259H16V261L14 260V262H13V260H12V263H11V250L10 249H8V250H10L9 251V254H8V252H6V251H8L7 250V248L5 249V248H2V247H6L7 246V244L5 243V245L6 246H4L3 244H4ZM113 243V244H112ZM136 243H137V246H140V245H138V242H133L132 244H135L136 245ZM192 242H190V244H191ZM196 243V245H198L197 244V242H194L193 244H191V245H194ZM31 245H33V246H35V245H37L40 249H39V253L40 252H44L43 251V247L39 244V240H37V241H35V242H31L30 243ZM77 244V245H76ZM124 244V243H123ZM131 244V243H130ZM131 244V245H132ZM261 244V245H260ZM51 245V244H50ZM67 245V246H66ZM122 245V244H121ZM157 245H158V242H157ZM156 245V246H157ZM191 245H190V248H193V246L191 247ZM215 245V244H214ZM263 245L261 246L262 247V249H263ZM147 246H149V248L147 247ZM156 246H154V247H156ZM188 247H189V245H187ZM200 246V245H199ZM37 247V248H38ZM131 247H133V246H131ZM136 247V246H135ZM134 247V248H135ZM187 247V248H188ZM194 247H195V245H194ZM260 247V248H261ZM65 248V249H66ZM101 248V249H102ZM133 248V249H134ZM142 250H141V249ZM146 248V249H145ZM132 249V250H133ZM261 249V250H262ZM6 250V251H5ZM91 251L89 252V253H91L92 252V250H98V248H92L91 247V249H90ZM110 250V249H109ZM108 250V251H109ZM111 250H113V249H111ZM147 250V251H146ZM260 249H258V251H259ZM187 251V253H189V254H185L186 256H187V258H186V256L184 257V258H186L185 259V261L186 260H189L188 261V263L187 264H191V260L192 259H194L193 257H194V255H195V253H194V255H193V253H192V251L193 252H195L194 251V248L192 249V251L191 252H188V251H190L189 249H187L186 250ZM186 251H185V253H186ZM264 250H262L261 251V254H262V252H263ZM107 252V251H106ZM135 252V253H134ZM142 252V253H141ZM153 252H154V250H153ZM260 252V251H259ZM14 253V252H13ZM17 253V252H16ZM87 253L88 252H86V255H87ZM138 253V254H137ZM150 253H148V254H150ZM197 253V252H196ZM147 254V253H146ZM191 254L193 255V256H191ZM22 255V254H21ZM28 255V254H27ZM91 255H92V253H91ZM209 256H213L214 258H216V259H219V261H224V262H229V264H245V262L247 261V257H246V255H245V252H244V249L243 250H231L230 252H225L224 250H223V246L221 245V243L219 242V243H217V245L216 246H214V248H213V251L211 252V253H209L208 254ZM88 256V258H89V260H91V261H89L88 259H86L87 260V262H86V264H99V261H101V260H97V259H95L94 260V262H92L93 260H92V258H91V256H89V254L87 255ZM86 256V257H87ZM141 256V255H140ZM118 257V256H117ZM116 257V258H117ZM144 257V256H143ZM148 258V255H145V258ZM55 258H57V256L55 257ZM91 258V259H90ZM190 258H191V260H190ZM22 259V260H21ZM24 259V260H23ZM74 259V261H82L81 260V258L79 259V257L78 256H76L75 258H73ZM82 259H85V258H82ZM57 260H58V258H57ZM119 261H121L120 259H119ZM57 262V261H56ZM65 262V261H64ZM64 262L62 263V264H64ZM184 262V261H183ZM182 262V264H185V263H183ZM58 263H60V262H58ZM66 264H68L67 262H65ZM118 264V263H117ZM120 264H122V263H120Z\"/></svg>","mask_w":264,"mask_h":264}]
</instances>
